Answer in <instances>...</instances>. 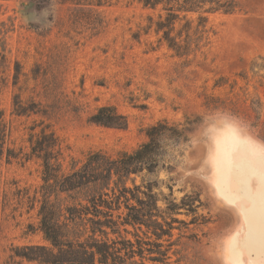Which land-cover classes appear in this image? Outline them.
<instances>
[{"label": "rangeland", "instance_id": "obj_1", "mask_svg": "<svg viewBox=\"0 0 264 264\" xmlns=\"http://www.w3.org/2000/svg\"><path fill=\"white\" fill-rule=\"evenodd\" d=\"M240 5L234 14L209 16V44L187 66L166 46L158 48L154 32L145 34L155 14L137 0H0V104L9 147L29 152L30 128L43 122L61 139L69 172L91 153L113 158L132 153L147 141L146 129L159 121L198 119L190 143L180 148L183 157L175 171L146 177L178 204L186 195H197L202 203L198 214L207 220L191 224L194 215L180 211L176 218L187 225L175 224L169 262L240 264L230 245L245 223L237 204L219 193L215 173L216 139L230 124L264 144V81L260 85L253 70L255 63L264 66V0H240ZM259 74L264 76V70ZM221 78L226 85L215 88ZM16 95L46 108V116H17ZM210 96L233 104L228 111L208 110L204 105ZM258 98L257 118L251 106ZM103 106H115L128 127L89 122ZM42 186L39 161L1 163L0 264H38L15 254L26 246L51 247L38 230ZM166 203L159 206L164 209ZM127 229L131 234L122 235L135 241L134 229ZM135 261L141 263L139 257Z\"/></svg>", "mask_w": 264, "mask_h": 264}, {"label": "trees", "instance_id": "obj_2", "mask_svg": "<svg viewBox=\"0 0 264 264\" xmlns=\"http://www.w3.org/2000/svg\"><path fill=\"white\" fill-rule=\"evenodd\" d=\"M137 1L155 14L148 18L145 34L154 32L159 37L158 48L166 46L187 66L209 44V16L234 14L241 6L240 0ZM253 70L258 71L254 74L263 85L264 76L259 72L264 66L255 63ZM224 81L223 78L217 81L215 88H223ZM228 100L210 96L206 97L204 106L208 110L228 111L227 106L233 104ZM261 106L259 98L252 100L254 117L258 118ZM14 113L19 117L46 116L47 109L33 102L24 103L16 95ZM89 122L107 128L128 127L127 117L115 106L100 107ZM197 123L198 119L190 118L178 124L159 121L146 129L147 141L132 153H121L117 158L102 152L91 153L82 166L74 162L66 172L62 141L43 122L30 128L29 152L9 147L10 133L0 104V165L14 161L40 162L43 186L38 230L51 244V247L26 246L21 249L22 254L17 251L15 256L38 264H125L127 261L170 264L175 224L187 225L176 218L180 211L185 210L187 216L194 215L191 224L205 225L207 220L198 214L202 203L197 195H186L178 204L165 196L159 183L147 181L146 177L159 171L167 174L175 171L179 158L183 157L180 148L190 143ZM166 187L173 192L171 185ZM63 196L66 197L63 199ZM160 201L167 202L166 208L159 206ZM123 208L126 212H121ZM128 227L134 229L135 241L122 235L123 231L131 234ZM110 234L116 239L109 238ZM136 257L141 263L135 261Z\"/></svg>", "mask_w": 264, "mask_h": 264}, {"label": "bare ground", "instance_id": "obj_3", "mask_svg": "<svg viewBox=\"0 0 264 264\" xmlns=\"http://www.w3.org/2000/svg\"><path fill=\"white\" fill-rule=\"evenodd\" d=\"M216 140L218 191L237 204L245 223L243 232L232 237L231 256L240 264H264V144L231 124ZM245 254L249 260L242 261Z\"/></svg>", "mask_w": 264, "mask_h": 264}, {"label": "snow or ice", "instance_id": "obj_4", "mask_svg": "<svg viewBox=\"0 0 264 264\" xmlns=\"http://www.w3.org/2000/svg\"><path fill=\"white\" fill-rule=\"evenodd\" d=\"M262 159H264V158H262ZM233 248L235 249V243L233 244Z\"/></svg>", "mask_w": 264, "mask_h": 264}]
</instances>
